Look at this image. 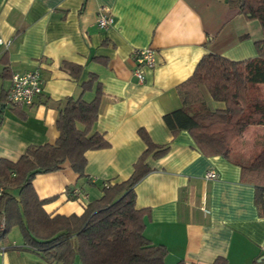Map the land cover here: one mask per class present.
<instances>
[{"label":"crops","instance_id":"0c3cea01","mask_svg":"<svg viewBox=\"0 0 264 264\" xmlns=\"http://www.w3.org/2000/svg\"><path fill=\"white\" fill-rule=\"evenodd\" d=\"M102 7L113 17L105 28L96 24ZM262 38L258 20L241 13L233 0H0V39L10 40L7 48L0 43V157L14 161L29 146L54 143L64 98L91 101L98 82L92 131L109 145L85 152L83 176L68 161L36 174L32 185L45 199L43 210L80 215L101 197L104 182L127 179L146 148L142 129L159 148L166 146L160 156L146 157L149 171L134 186L135 205L146 210L143 234L166 248L165 263L224 258V264H264V215L239 166L247 157L206 155L187 130L171 132L162 118L182 105L179 85L203 54L252 58ZM148 46L156 50L157 65L145 68L138 82L133 51ZM65 61L81 66L78 78L63 67ZM32 69L40 72L41 93L31 105L6 102L11 74ZM90 74L96 82L82 92ZM204 98L210 108L222 107L209 94ZM263 129L248 126L238 141ZM210 169L218 176L205 179ZM0 244V264H50L25 249L23 238L16 243L5 236Z\"/></svg>","mask_w":264,"mask_h":264},{"label":"trees","instance_id":"16d2710c","mask_svg":"<svg viewBox=\"0 0 264 264\" xmlns=\"http://www.w3.org/2000/svg\"><path fill=\"white\" fill-rule=\"evenodd\" d=\"M233 3L260 23L263 38L257 41L258 55L231 60L216 53L203 54L192 74L179 85L182 105L162 116L171 132L187 130L206 155L228 157L232 142L247 126L264 125V103H249L245 98L248 84L264 83V0ZM63 67L74 78L79 77L80 65L65 61ZM95 82L96 76L90 74L81 83V91L91 89ZM200 86L213 100L222 102V107L210 108ZM100 95L97 82L91 101L64 98L54 143L29 146L14 161L0 157V217L5 223L0 239L12 226H19L25 249L40 254L50 264H166V248L144 236L146 210L135 205L134 186L149 171L146 157H158L166 151V146L159 148L152 143L144 130L138 134L146 148L131 175L119 182H104L101 197L88 203L80 215L50 216L42 208L45 199L38 198L32 185L36 174L58 170L65 161L83 176L85 152L109 145L103 134L92 131ZM239 166L242 180L254 186L257 210L264 215V147L250 163ZM12 189L17 190L16 195ZM224 263V258H217L213 264Z\"/></svg>","mask_w":264,"mask_h":264},{"label":"built area","instance_id":"2783aa9c","mask_svg":"<svg viewBox=\"0 0 264 264\" xmlns=\"http://www.w3.org/2000/svg\"><path fill=\"white\" fill-rule=\"evenodd\" d=\"M113 21L112 15L109 11L102 7L96 14V24L100 28L109 26ZM0 43L5 48L8 47L10 40L3 41L0 39ZM134 69L133 74L138 82L144 81V69H152L157 65V53L156 50L150 46L144 48H138L133 51ZM42 79L38 69L27 70L24 72H13L10 77V87L6 96V102L15 105H31L40 93ZM218 176V173L213 170H207L203 177L205 179H213ZM77 192L71 191L69 194L74 196ZM5 223L4 217H0V234L4 231ZM5 246L0 244V251H3ZM264 250V245L262 246Z\"/></svg>","mask_w":264,"mask_h":264},{"label":"rangeland","instance_id":"374dc122","mask_svg":"<svg viewBox=\"0 0 264 264\" xmlns=\"http://www.w3.org/2000/svg\"><path fill=\"white\" fill-rule=\"evenodd\" d=\"M200 92L203 96L205 95L208 97L209 93H207L204 86H200ZM245 98L246 101L249 103L250 102L264 103V85L248 84L245 91ZM249 126H257V125L253 124ZM241 133L232 142L228 156L235 154V156L240 157L241 155L242 156L245 155L247 159L246 158L240 159L243 160L241 164H248L264 147V129L261 132H257V133L249 132L245 139H243L242 141H238L241 136ZM240 150H242V153H240ZM6 236L7 239L11 241H15L16 243L22 241V234L19 226H12L7 231Z\"/></svg>","mask_w":264,"mask_h":264},{"label":"water","instance_id":"95a60500","mask_svg":"<svg viewBox=\"0 0 264 264\" xmlns=\"http://www.w3.org/2000/svg\"><path fill=\"white\" fill-rule=\"evenodd\" d=\"M247 15H249V14H247Z\"/></svg>","mask_w":264,"mask_h":264}]
</instances>
